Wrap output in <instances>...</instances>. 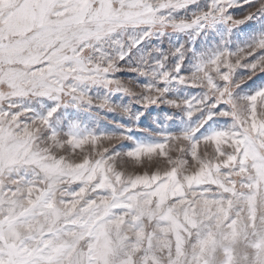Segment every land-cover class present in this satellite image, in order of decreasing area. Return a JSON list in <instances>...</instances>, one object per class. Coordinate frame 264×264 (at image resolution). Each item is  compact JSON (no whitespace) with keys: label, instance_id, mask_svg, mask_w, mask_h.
Instances as JSON below:
<instances>
[{"label":"snow or ice","instance_id":"snow-or-ice-1","mask_svg":"<svg viewBox=\"0 0 264 264\" xmlns=\"http://www.w3.org/2000/svg\"><path fill=\"white\" fill-rule=\"evenodd\" d=\"M257 73L264 0H0V264H264Z\"/></svg>","mask_w":264,"mask_h":264},{"label":"rangeland","instance_id":"rangeland-1","mask_svg":"<svg viewBox=\"0 0 264 264\" xmlns=\"http://www.w3.org/2000/svg\"><path fill=\"white\" fill-rule=\"evenodd\" d=\"M203 2V0H202ZM236 12V14L239 16L240 15V12L241 10L240 9H235L234 10ZM242 28H246L247 25H244V26H241ZM159 41H156L154 46H158L159 45ZM165 49H167L168 47V44H167V41L164 42V45ZM244 70L243 69H237V73H240V72H243ZM119 76H121V78L123 79H127L128 76L130 75H134V74H131V73H127V72H124V73H120L118 74ZM137 79H143V78H139L137 77ZM261 81H264V74H260V73H257V76L254 78L253 81H249V84L255 88L257 86H259V84L261 83ZM114 100H116L117 103H121L124 101V98L123 97H116L114 96L113 97ZM160 111V109H149V112H151L152 114L147 116L146 118L143 119L142 121V126H150L152 125V121L154 119V117L156 116V112ZM106 117V118H105ZM117 120V121H123L124 123H129L127 121V118L126 117H123L122 115L118 114V113H112V112H101L100 116L96 117L95 120H94V126L98 129V130H114L115 126L112 125V124H109V120ZM134 136H136L138 139H141L143 140L144 139V135L139 132V131H136L133 133ZM126 145H129L131 146L132 145V142L131 141H124L122 142ZM72 187H76L75 185H73Z\"/></svg>","mask_w":264,"mask_h":264}]
</instances>
